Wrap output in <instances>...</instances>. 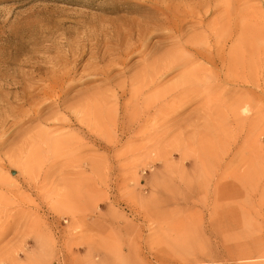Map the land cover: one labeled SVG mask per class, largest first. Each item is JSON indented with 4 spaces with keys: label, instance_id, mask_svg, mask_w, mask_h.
I'll use <instances>...</instances> for the list:
<instances>
[{
    "label": "rangeland",
    "instance_id": "obj_1",
    "mask_svg": "<svg viewBox=\"0 0 264 264\" xmlns=\"http://www.w3.org/2000/svg\"><path fill=\"white\" fill-rule=\"evenodd\" d=\"M159 2L0 0V112H16L22 87L38 92L66 68H73L76 82L69 97L103 87L98 79L84 82L88 68L102 66L93 58L105 49L119 54L132 48L138 29L163 7ZM247 5L262 8L253 13L264 29V0ZM146 32L154 34L156 28L149 25ZM168 38L151 36L146 50L130 57L123 71H110L115 97L102 110L119 111L130 101L129 90L139 86L128 87L123 98L115 86L123 74L153 66L166 53L161 39ZM118 42L123 44L117 47ZM258 46L244 54L257 61L240 59L238 83L202 59L173 63L153 75L146 69L143 112L132 123L121 120V112L112 113L117 125L111 120L94 125L108 112H87L78 121L60 111L46 124L24 126L52 137L46 144L37 137L23 147L24 156L31 149L44 151L30 171L20 172L3 154L17 151V159L25 160L10 144L22 127H12L0 150L5 158L0 162V264H264V44ZM189 69L202 72L195 78L200 85L194 78L179 79ZM190 83L194 92L187 90ZM172 84L178 87L171 90ZM237 97L246 100L238 110L243 126L232 129L229 105ZM202 105L214 112H199ZM173 107L185 109L171 112ZM219 120L223 133L208 128ZM133 123H140L138 132H132ZM119 126L127 130L120 132ZM91 155L98 172L90 196ZM79 177L81 195L73 201L67 184Z\"/></svg>",
    "mask_w": 264,
    "mask_h": 264
},
{
    "label": "bare ground",
    "instance_id": "obj_2",
    "mask_svg": "<svg viewBox=\"0 0 264 264\" xmlns=\"http://www.w3.org/2000/svg\"><path fill=\"white\" fill-rule=\"evenodd\" d=\"M215 1L216 0H180V2L178 1L175 3L171 0H160V6L163 7L155 11L154 14L157 16L156 18L151 19L145 26L138 29V35H136L137 39L135 40V45H132V48H127L119 54H112L111 51L113 49H105L101 55L97 56L96 54L93 58L102 66L100 68H95L94 65L88 68V70L85 71L86 76L84 82L98 79L103 84V87L87 88L69 97V91L76 84V82H73L74 79L72 77L73 68L70 70L66 68L58 71L56 75L52 76L50 81H47V85L42 86L38 92H32L31 90L26 91L22 87V93L18 97L17 107L15 108L16 112H0V131L2 132V136L0 137V150L7 143L6 139L10 138L12 130L17 127H22L21 131L10 144L13 143L12 145L17 148L19 156L25 157V160L20 162L19 159H17V151H14L13 154L3 153L5 158L9 159L20 172L30 171L33 162L44 157V151H34V149H31L28 150L24 156L23 147L27 144H35L33 142L37 137L39 141L45 144L52 137L46 132L41 134L38 128L34 130V128L24 126L34 123L46 124L60 111L70 112L73 114L74 119L78 121L80 119L79 117L87 115V112H108L98 118L94 122V125H102L105 123V120H111L110 122L117 125L119 122L112 113L121 112V120L132 123L134 120L133 116L142 114L143 112V75L147 73L146 69L150 70V74L153 75L152 71L154 74L159 73L160 71L166 70L167 67L170 68L174 66L173 63L178 65L192 63L196 59H202L204 63L209 66L207 67L213 71L219 66L224 68L225 73L223 77L225 80L234 81V83L241 82L243 80L242 73L239 72V68H241L242 64L241 62L249 60L254 63V61L258 59V57L247 54L245 56V52L258 50V44H264V29H262V31L257 27L255 20L258 19V16L253 13L254 10L262 8L247 5L249 0H220V3L217 5L214 4ZM149 25H153V27L156 28L154 34L153 32H146ZM184 25H189L188 29L182 30V26ZM153 35L156 37H161L163 35L169 36L168 42L166 39H161V43H165L164 47H166L164 53H166L152 61L153 66H143L142 64L135 69L133 75L127 76L123 74L121 83L115 86L120 98L127 95L128 87L137 84L139 88L133 91L129 90L128 94L132 95L130 101L120 106L119 111L117 108L114 110L112 107L108 110H102L101 108H103V106L107 107L112 98L115 97L113 93H110V88L114 87L111 79L108 78L110 71L115 67L123 71L130 57L136 53H143V51L146 50L148 43L150 44L151 42V36ZM232 43L233 46L229 48L230 51L228 50V55H226V49ZM122 44L123 42H118L115 46L119 47ZM178 49L187 51L188 53L184 52V54H181ZM240 59H242V61L239 63ZM147 61L146 59L145 62ZM201 73L202 72L198 70L189 69L182 72L179 79L194 78L193 80L197 82L196 85H200V82L195 80V78L200 77ZM222 85L223 81L215 86L220 88ZM177 87L178 84H172L170 88L174 90ZM186 87L187 86H185V88ZM189 87H192L190 92H194L196 89V86L193 84L189 85L187 90ZM224 90L225 89L222 87V94H224ZM155 98L157 99L158 97ZM7 100L9 101V98ZM231 100L228 121L232 129L233 127L239 129L243 126V119L240 117V112H238V110L242 108L246 100L242 97L233 98ZM248 103H251L250 99ZM155 104L156 102H152L150 106ZM183 105L184 104H180L177 106ZM185 106H187V103L183 107ZM183 107H173L170 111L183 112L185 109ZM45 110H48V113H43ZM198 111L205 113L214 112V110L206 108L205 105L200 106ZM217 118L218 116H216V119ZM250 121L253 122L254 120L248 119V122ZM71 124L72 123L69 121L66 123L67 126H71ZM179 124L177 125L183 127L181 121ZM6 125H8V127L5 130L4 127ZM12 127L14 128L12 129ZM132 128L134 129L132 132H138L141 125L140 123H133ZM208 128L215 130L216 133H223L225 130L222 128L220 120L217 121V124L213 125V127L209 125ZM186 129L189 133L190 125L189 127L186 126ZM117 130L123 132L127 130V127L119 126ZM201 131L200 135L206 137V132L204 130ZM39 135H43V138ZM187 137H189V135ZM131 140L132 139H130V141ZM10 156H12V161ZM5 158L3 159L0 157V162L1 160H5ZM88 162L92 165H90L92 167V176L90 175L87 181V190L91 196V192L95 187L93 176L98 172L96 169L97 160L94 155H91L88 157ZM1 165L2 163L0 166ZM9 167L12 166L9 165ZM0 170L3 169L0 168ZM67 186V191H70L69 195L71 199L74 198L73 201H77L81 195V178L71 179Z\"/></svg>",
    "mask_w": 264,
    "mask_h": 264
}]
</instances>
